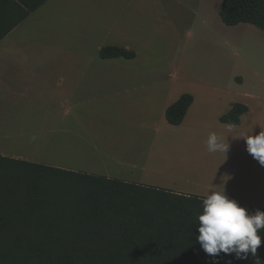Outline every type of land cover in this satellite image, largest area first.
<instances>
[{"label":"rangeland","instance_id":"rangeland-1","mask_svg":"<svg viewBox=\"0 0 264 264\" xmlns=\"http://www.w3.org/2000/svg\"><path fill=\"white\" fill-rule=\"evenodd\" d=\"M51 1L1 44L7 45L0 57L5 97L9 89H64L65 99L78 100L90 89L97 100L81 107L97 123L91 131L130 154L123 160L150 161L152 177L166 184H183L191 160L221 168L232 153L246 150L245 139L220 118L235 104L264 102V32L226 26L223 0ZM104 47L129 49L135 57L102 60ZM184 94L193 96V112L172 126L165 112ZM44 106L21 109L30 127L51 124ZM262 130L264 123L256 133ZM212 133L235 149L209 152Z\"/></svg>","mask_w":264,"mask_h":264},{"label":"trees","instance_id":"trees-1","mask_svg":"<svg viewBox=\"0 0 264 264\" xmlns=\"http://www.w3.org/2000/svg\"><path fill=\"white\" fill-rule=\"evenodd\" d=\"M48 1L0 0V42ZM220 18L264 32V0H223ZM99 55L135 57L119 47ZM193 102L182 95L166 110L168 123L180 126ZM247 111L235 104L220 122L238 124ZM203 200L0 156V264H264V229L259 260L203 251L197 241Z\"/></svg>","mask_w":264,"mask_h":264},{"label":"crops","instance_id":"crops-1","mask_svg":"<svg viewBox=\"0 0 264 264\" xmlns=\"http://www.w3.org/2000/svg\"><path fill=\"white\" fill-rule=\"evenodd\" d=\"M58 1H51L52 5ZM5 39L0 42V57L4 56L3 52L7 48V45H1ZM12 42L14 41L9 40L8 43ZM73 90L78 92L81 89ZM84 90V98L73 100L65 99L64 89H9L6 97L0 89V156L204 199L212 191H221L222 188L219 187L223 186L226 196L235 200L239 206L264 211V166L246 150L232 153V157H229L232 161L221 168L213 167L215 165L209 161H206V166L199 168L197 162L190 159L189 172H186L183 184L177 181H173V185L155 181L152 175L156 170L151 169L150 161L137 163L123 160L122 156L130 154L117 148L113 140L106 144L100 138L101 135L97 137V130L91 131V126L97 123L84 117L87 112L81 105L97 99L90 89ZM55 101H59V106ZM36 102L45 104V114L52 121L50 125L40 120L35 122L34 127H30L29 114L21 109ZM193 106L192 104L184 121L192 114ZM245 106L248 111L241 116L238 124L222 126L241 135L243 139L252 133L254 136L258 135L261 131L256 132L264 123V102H252V106ZM234 149L235 146L229 144L227 152ZM225 176L229 179L222 184Z\"/></svg>","mask_w":264,"mask_h":264},{"label":"clouds","instance_id":"clouds-1","mask_svg":"<svg viewBox=\"0 0 264 264\" xmlns=\"http://www.w3.org/2000/svg\"><path fill=\"white\" fill-rule=\"evenodd\" d=\"M246 151L264 166V131L258 135L247 136ZM209 152L226 154L229 145L219 142L215 133L207 139ZM229 177L222 178V184ZM212 191L203 200V212L198 216V243L203 251L211 257L224 254H235L237 260L249 259V254L257 257V249L261 246V236L258 232L264 229V212L257 210L249 215L245 208L240 207L235 200L229 199L223 189Z\"/></svg>","mask_w":264,"mask_h":264}]
</instances>
